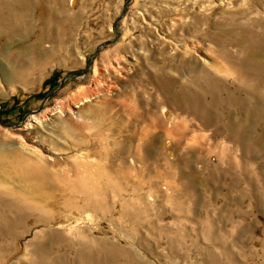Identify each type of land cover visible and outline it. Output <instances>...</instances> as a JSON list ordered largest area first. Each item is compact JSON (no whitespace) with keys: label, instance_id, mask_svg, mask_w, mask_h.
<instances>
[{"label":"rangeland","instance_id":"374dc122","mask_svg":"<svg viewBox=\"0 0 264 264\" xmlns=\"http://www.w3.org/2000/svg\"><path fill=\"white\" fill-rule=\"evenodd\" d=\"M0 264H264V0H0Z\"/></svg>","mask_w":264,"mask_h":264},{"label":"bare ground","instance_id":"6f19581e","mask_svg":"<svg viewBox=\"0 0 264 264\" xmlns=\"http://www.w3.org/2000/svg\"><path fill=\"white\" fill-rule=\"evenodd\" d=\"M75 2L73 1V3L72 4H74ZM242 46V45H241ZM247 55V54H246ZM247 57V56H246ZM245 62V61H244ZM68 105V104H67ZM67 110L69 111V112H71V108H70V106L68 105L67 106ZM30 127H32V126H30ZM23 147H24V149H26L27 151H29V152H31V153H35V151L34 150H32V149H29V148H27V146H25L24 144H21ZM17 152V151H16ZM41 157V156H40ZM27 162V161H26ZM43 243V242H42Z\"/></svg>","mask_w":264,"mask_h":264}]
</instances>
